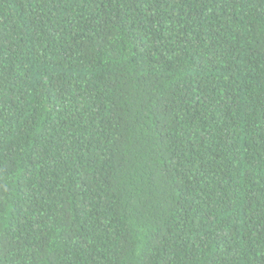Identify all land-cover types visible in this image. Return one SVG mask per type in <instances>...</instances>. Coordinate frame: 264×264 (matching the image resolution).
<instances>
[{"label":"trees","instance_id":"16d2710c","mask_svg":"<svg viewBox=\"0 0 264 264\" xmlns=\"http://www.w3.org/2000/svg\"><path fill=\"white\" fill-rule=\"evenodd\" d=\"M0 264H264V0H0Z\"/></svg>","mask_w":264,"mask_h":264}]
</instances>
